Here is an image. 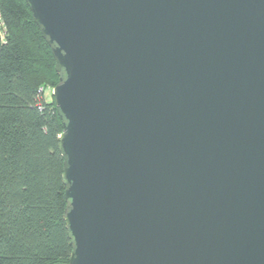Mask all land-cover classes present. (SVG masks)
<instances>
[{"label":"water","instance_id":"obj_1","mask_svg":"<svg viewBox=\"0 0 264 264\" xmlns=\"http://www.w3.org/2000/svg\"><path fill=\"white\" fill-rule=\"evenodd\" d=\"M27 2L64 73L56 264H264V0Z\"/></svg>","mask_w":264,"mask_h":264},{"label":"trees","instance_id":"obj_2","mask_svg":"<svg viewBox=\"0 0 264 264\" xmlns=\"http://www.w3.org/2000/svg\"><path fill=\"white\" fill-rule=\"evenodd\" d=\"M0 9L8 28L0 41V264L68 263L65 119L53 95L45 98L64 73L27 0H0Z\"/></svg>","mask_w":264,"mask_h":264},{"label":"built area","instance_id":"obj_3","mask_svg":"<svg viewBox=\"0 0 264 264\" xmlns=\"http://www.w3.org/2000/svg\"><path fill=\"white\" fill-rule=\"evenodd\" d=\"M7 36H8V28H7V24H6V21H5V19H4L3 14H2V11H1V9H0V41H1V42H5L6 39H7ZM41 90H42V91H45V89H44L43 87L41 88ZM48 90L53 91V89H51V88H48L47 91H48ZM47 91H46V92H47Z\"/></svg>","mask_w":264,"mask_h":264},{"label":"rangeland","instance_id":"obj_4","mask_svg":"<svg viewBox=\"0 0 264 264\" xmlns=\"http://www.w3.org/2000/svg\"><path fill=\"white\" fill-rule=\"evenodd\" d=\"M52 91L51 90H48L47 92H46V94H45V98L47 99V100H51L52 99Z\"/></svg>","mask_w":264,"mask_h":264}]
</instances>
